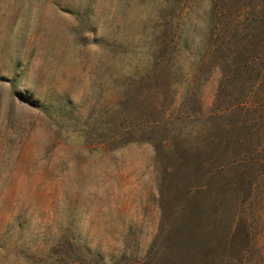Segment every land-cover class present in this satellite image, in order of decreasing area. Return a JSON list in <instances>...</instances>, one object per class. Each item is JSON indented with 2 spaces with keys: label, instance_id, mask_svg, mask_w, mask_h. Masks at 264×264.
Listing matches in <instances>:
<instances>
[{
  "label": "rangeland",
  "instance_id": "374dc122",
  "mask_svg": "<svg viewBox=\"0 0 264 264\" xmlns=\"http://www.w3.org/2000/svg\"><path fill=\"white\" fill-rule=\"evenodd\" d=\"M0 264H264V0H0Z\"/></svg>",
  "mask_w": 264,
  "mask_h": 264
}]
</instances>
